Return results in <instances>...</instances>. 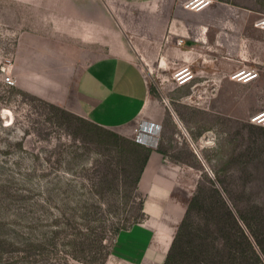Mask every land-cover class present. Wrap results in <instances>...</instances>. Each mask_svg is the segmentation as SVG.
<instances>
[{
    "label": "rangeland",
    "instance_id": "1",
    "mask_svg": "<svg viewBox=\"0 0 264 264\" xmlns=\"http://www.w3.org/2000/svg\"><path fill=\"white\" fill-rule=\"evenodd\" d=\"M109 1L0 0V264H164L167 255L138 251L131 244L136 239L127 251L118 245L145 220L137 179L149 149L187 218L185 234L209 246L224 243L221 264H264L252 236L264 213V126L250 122L264 113V30L254 24L264 17V0L256 7L253 0H234L227 23L230 9L218 3L197 13L208 46L198 45L205 53L189 66L195 76L187 85L172 79L184 66L173 55L138 56L128 47L151 98L139 118L118 130L20 85L30 72L19 67L31 59L54 73L58 63L78 69L109 54L121 35L117 19L123 29L133 26L131 7L116 2L113 15ZM77 7L89 16L77 17ZM240 14L252 18L242 23ZM142 26L134 23L146 32ZM227 40L235 46L244 40L245 62L228 61ZM245 68L258 79L233 82L234 72ZM7 76L15 85L4 82ZM171 219L177 233L180 223ZM244 237L261 262L243 258ZM146 254L152 260L141 259Z\"/></svg>",
    "mask_w": 264,
    "mask_h": 264
},
{
    "label": "crops",
    "instance_id": "2",
    "mask_svg": "<svg viewBox=\"0 0 264 264\" xmlns=\"http://www.w3.org/2000/svg\"><path fill=\"white\" fill-rule=\"evenodd\" d=\"M121 1L132 9L133 26L123 29L117 19L121 35H117L118 42L113 47L109 46V54L96 56L78 69L72 64L58 63L54 73L46 72L45 67L37 61L36 64L33 63L34 60L31 59L28 64L19 67L30 72L28 78L20 80L21 87L52 105L112 130L123 128L139 118L146 109V104H149L151 92L128 47L138 56L150 53L162 54L164 57L173 55L175 61L179 60L184 66L193 67L199 55L205 53L198 49V45L208 46L207 26L198 22L199 12L184 9L180 4L181 0H110L113 15L117 12L114 9L118 7L116 2ZM212 1V4L218 3L230 9H227L225 23L229 22L234 13V0ZM241 7L249 9L250 6L243 3ZM253 7H256V0H253ZM76 9L77 17L89 16L78 7ZM249 13L253 14V18L259 14L257 10ZM239 18L242 23H246L252 17L240 14ZM76 22L81 25L79 20ZM134 23L142 24V29L146 32L137 31ZM179 39H184L185 43L178 45L176 41ZM219 39L220 37L215 40L213 48H219ZM224 45L227 48L226 54L232 57L228 61L245 62L244 40L243 45L239 43L235 46L229 40ZM147 48L150 51H146ZM166 178L167 174L161 170L159 159L152 152L137 186L143 197L145 220L143 224L128 231V235L121 236L118 241L120 250L127 251L131 247L128 242L136 239L131 244L139 246L138 251L146 250L153 255L168 256L176 235L171 218L176 219L179 224L184 213L173 202L170 188L165 185ZM158 238H161V242ZM140 256L141 259L152 260L148 254Z\"/></svg>",
    "mask_w": 264,
    "mask_h": 264
},
{
    "label": "trees",
    "instance_id": "3",
    "mask_svg": "<svg viewBox=\"0 0 264 264\" xmlns=\"http://www.w3.org/2000/svg\"><path fill=\"white\" fill-rule=\"evenodd\" d=\"M62 110L66 111L64 109ZM147 151H148V155L146 156L144 165L140 170L137 183L141 178L144 168L148 162L149 155L152 152V150L150 149ZM197 201H198V197L195 196L189 203V208L192 207V205H194ZM260 206L261 209L264 210V205H260ZM255 224H256L255 227H253L252 229V236L255 239V243L257 247L259 248L261 257L264 258V213L263 216H261L259 222L257 221V219L255 220ZM187 226H188L187 218L184 217L177 228V233L175 235L171 249L164 264H177V261L179 259L177 260L176 258H183L180 259L182 264H198L200 262L204 264H221V262H219L217 259L220 258L219 257L220 256L219 254L221 253L220 250L222 249L221 247H224V243H221L219 245L213 244L209 246L207 245V243H204L205 242L204 240H201V238L198 235L194 234L193 232L191 233L189 232L185 234ZM184 236H187L188 238L186 242H184ZM244 242L246 243V248L243 249L241 254L243 258L248 259V257H253L256 259L257 262H261L260 257L257 255L256 251L253 249L252 245L249 243L246 237H244ZM184 244L186 245V247H184Z\"/></svg>",
    "mask_w": 264,
    "mask_h": 264
},
{
    "label": "built area",
    "instance_id": "4",
    "mask_svg": "<svg viewBox=\"0 0 264 264\" xmlns=\"http://www.w3.org/2000/svg\"><path fill=\"white\" fill-rule=\"evenodd\" d=\"M212 2V0H181L180 4L184 9L200 12L207 9L212 4ZM254 24L256 28L264 30V17L259 18ZM184 43V39L177 40L178 45H183ZM194 76L195 75L189 66H183L180 67L176 73H174L172 79L178 86H184L192 82L194 80ZM258 77L259 74L256 70L245 68L234 72V74L231 76V80L246 84L257 80ZM4 82L10 86L15 85V81L11 76L5 77ZM263 114L252 117L250 122L264 126V120H262L260 117Z\"/></svg>",
    "mask_w": 264,
    "mask_h": 264
},
{
    "label": "bare ground",
    "instance_id": "5",
    "mask_svg": "<svg viewBox=\"0 0 264 264\" xmlns=\"http://www.w3.org/2000/svg\"><path fill=\"white\" fill-rule=\"evenodd\" d=\"M260 114H261V113H260ZM260 117H261L262 120H264V114L261 115ZM143 134H144V132H143Z\"/></svg>",
    "mask_w": 264,
    "mask_h": 264
}]
</instances>
